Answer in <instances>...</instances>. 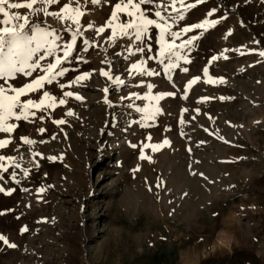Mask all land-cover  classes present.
Instances as JSON below:
<instances>
[{
	"label": "rangeland",
	"instance_id": "rangeland-1",
	"mask_svg": "<svg viewBox=\"0 0 264 264\" xmlns=\"http://www.w3.org/2000/svg\"><path fill=\"white\" fill-rule=\"evenodd\" d=\"M65 3L83 13L78 24L60 18L69 14L60 11ZM127 3L36 0L31 9L10 10L27 19V35L51 33L55 45L51 54L47 45L33 54L29 63L39 67L25 69L31 75L0 77L5 94L44 75L58 57L53 72L68 71L19 98L38 102L47 91L55 107L10 116L6 124L16 127L0 131L8 142L0 157L13 158L0 160V235L16 245L0 241V264H264V186L253 183L264 175V0L141 4L148 19L167 26L169 43L196 37L174 50L181 58L171 57L176 67L167 73L155 25L140 40L119 28L110 39L132 19L126 11L112 17L116 4ZM206 20L217 23L182 31ZM171 32L180 35L173 41ZM141 61L157 74L132 67ZM83 73L90 75L75 82Z\"/></svg>",
	"mask_w": 264,
	"mask_h": 264
},
{
	"label": "snow or ice",
	"instance_id": "snow-or-ice-1",
	"mask_svg": "<svg viewBox=\"0 0 264 264\" xmlns=\"http://www.w3.org/2000/svg\"><path fill=\"white\" fill-rule=\"evenodd\" d=\"M42 2L47 4H55L57 3V0H42ZM175 2V0H173ZM183 2V0H181ZM36 3V0H26V2H21V0H0V16L3 17V19H0V24L3 25H9L11 24L12 27H0V77H11L13 74L18 72H24L26 75H31L30 72H25V69H36L39 67V62L29 63V60H31L34 53L38 52L40 48L48 46V52L45 53V55L51 54V51L55 45L54 40H47V37L49 35H52L51 33H41L39 39L36 35L29 36L27 35L23 29L25 28V25L27 24V19L22 17L18 12L10 11L15 9H21V8H28L31 9L33 5ZM91 3L95 4L97 3V0H91ZM152 0H139V3H133V0H128V3L124 6H121V4H116L115 9L116 11H113L112 17L113 19L116 18V12H127L128 16L132 17L131 20H129L126 24L117 25L113 28V37H110V39L114 38L116 35V28L120 29L121 35H129L128 29H134L135 30V39L140 40L142 38V35L146 34L148 31L149 25H155L156 28L160 30L159 32V38L157 40V43L160 45V52L159 56L163 57L165 53L169 54V63L164 66L165 73L168 72L169 69L176 67L174 63L171 62L172 56H177V59H180L177 55V53L174 51L177 47L184 48L187 45H190L193 40L196 39L195 36H193L191 39L184 41L180 45H176L174 42L169 43L164 39L165 33L168 31V28L166 25L158 23L155 20L148 19L144 12L141 11L140 5L141 4H151ZM131 7L132 11H129L128 8ZM189 8L193 7V5L189 4ZM61 13H69L68 15L60 16L59 13H50L53 16H60L61 19L66 20H72L75 23H79V17L83 15L82 12H80L79 8H71L70 4L65 3L63 5V8L60 10ZM137 13H139L137 15ZM45 14L47 13V10L45 9ZM157 17H160V12L157 11L155 13ZM183 19V16L180 17ZM18 19H24L23 24H19L17 27L15 24V21ZM161 19H163L161 17ZM217 23V21H204L202 23L191 25L190 27H185L182 29L183 32H188L192 28H204L205 25L211 26L213 24ZM91 27V25H89ZM104 29L100 28L97 29L98 32H102ZM33 31L35 32L36 29L34 28ZM77 35H81L79 32V29L73 32V40L72 43L68 44L65 51H64V59H67L71 53L73 44L75 43V37ZM170 35L173 38V41L176 37L180 35L178 32H171ZM33 40L36 41V46L32 47ZM89 43L88 40L84 41V44L87 45ZM137 51H144L143 48H138ZM261 56H264V52L260 53ZM44 57L41 56L40 59H43ZM151 59V57H150ZM213 59H216L213 57ZM163 62V61H161ZM61 63V59L58 57L56 59L55 63H50L47 65V68L45 69V74L39 76L35 80H33L29 84H25L21 88H13L12 91L15 93V95H6L5 89L0 87V131H11L16 126L13 124H6V120L10 116H14L17 120L21 119V117L27 119L29 115H35L34 112H29V109L31 108H44V107H55V100L56 98L53 97L49 92L44 91L42 97L40 100L34 101L31 99L25 100L23 103H20V97L24 95L25 92H37L40 89H43L45 86V83L52 84L53 81L56 80L58 76H63L68 69L61 68L59 71L53 72V69L56 68L58 64ZM143 61L140 62V64H134L132 67L135 69L140 70L143 74L146 75H156L157 73L149 70L143 69ZM184 71H187V69H184ZM205 74H207V69L204 70ZM89 73H83L81 76H77L75 82H79L81 80H85L89 77ZM100 75L107 76L109 79H112L109 72H105L104 70L100 71ZM196 79L188 82V85L186 87L191 86L196 82ZM208 82H212L209 80ZM220 82H223L222 79ZM114 83L121 84L123 83L122 80H120L119 77H116L114 80ZM60 87H65L63 84L60 85ZM149 89L153 87V85L149 84L147 85ZM104 91H107L105 89ZM65 96H73L74 93L72 92H65ZM173 93H160L159 95L150 97L154 100H159L163 96H172ZM76 99H82L79 95H75ZM60 104H64L65 101L63 99L59 100ZM19 106L20 112L17 114V112L13 111V109L17 108ZM138 111H147L146 109H137ZM160 110L159 108L155 109V113H158ZM185 111V110H182ZM155 113L149 114L147 118L151 119ZM73 113L71 111L68 112V115H72ZM183 122V121H181ZM56 123H63V121H56ZM40 131H43L41 129ZM22 139L26 143H33V141L28 140L27 137H22ZM8 142L7 141H0V148L4 147ZM168 141L165 140L164 144H167ZM152 147L153 150H156V148L159 147V145H149ZM38 155V154H37ZM141 158H145L143 155V150H141ZM4 159H13L11 157L5 158L0 157V160ZM51 159V158H50ZM19 167V165H16ZM4 165L0 164V169H3ZM25 175H27V172H25ZM13 179H15V175H13ZM2 190V189H0ZM10 191V190H9ZM41 191H43L41 189ZM21 231H26V229H21ZM0 241H3L7 246L9 247H16L15 244H10L8 240L0 235Z\"/></svg>",
	"mask_w": 264,
	"mask_h": 264
},
{
	"label": "trees",
	"instance_id": "trees-1",
	"mask_svg": "<svg viewBox=\"0 0 264 264\" xmlns=\"http://www.w3.org/2000/svg\"><path fill=\"white\" fill-rule=\"evenodd\" d=\"M253 183H255V184L259 185V186H264V175L254 179Z\"/></svg>",
	"mask_w": 264,
	"mask_h": 264
}]
</instances>
